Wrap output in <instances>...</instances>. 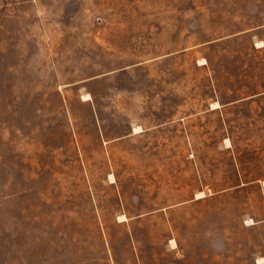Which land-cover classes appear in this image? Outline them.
Here are the masks:
<instances>
[{
    "label": "rangeland",
    "instance_id": "rangeland-1",
    "mask_svg": "<svg viewBox=\"0 0 264 264\" xmlns=\"http://www.w3.org/2000/svg\"><path fill=\"white\" fill-rule=\"evenodd\" d=\"M263 184L264 0H0V264H257Z\"/></svg>",
    "mask_w": 264,
    "mask_h": 264
},
{
    "label": "bare ground",
    "instance_id": "bare-ground-1",
    "mask_svg": "<svg viewBox=\"0 0 264 264\" xmlns=\"http://www.w3.org/2000/svg\"><path fill=\"white\" fill-rule=\"evenodd\" d=\"M142 131V129H141V127H136L135 128V133H138V132H141ZM228 143H229V141H228ZM114 178V177H113ZM114 180H115V178H114ZM264 185V184H263ZM199 197H204V195H203V193H200L199 194ZM122 218V217H121ZM126 220V219H125ZM253 222H251V224H252ZM173 244H175V242H173ZM258 263L259 264H264V258H260L259 259V261H258Z\"/></svg>",
    "mask_w": 264,
    "mask_h": 264
},
{
    "label": "crops",
    "instance_id": "crops-1",
    "mask_svg": "<svg viewBox=\"0 0 264 264\" xmlns=\"http://www.w3.org/2000/svg\"><path fill=\"white\" fill-rule=\"evenodd\" d=\"M258 264V263H257Z\"/></svg>",
    "mask_w": 264,
    "mask_h": 264
}]
</instances>
